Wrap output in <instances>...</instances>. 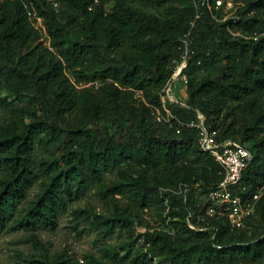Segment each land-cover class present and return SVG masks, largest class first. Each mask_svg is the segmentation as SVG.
<instances>
[{
    "label": "trees",
    "instance_id": "16d2710c",
    "mask_svg": "<svg viewBox=\"0 0 264 264\" xmlns=\"http://www.w3.org/2000/svg\"><path fill=\"white\" fill-rule=\"evenodd\" d=\"M54 1L57 7L0 0V234L21 228L41 244L36 232L55 229L94 186L114 211L73 215L103 235L127 231L126 254L115 246V258L264 264V0H235L226 19L216 0ZM185 36L187 98L166 101L177 117L171 124L155 112H164L163 88L182 60ZM199 113L218 140L253 152L234 192H263L243 227L209 215L208 201L191 196L199 190L207 197L223 178L198 130L181 125ZM36 183L41 189L28 199ZM118 195L130 203L119 204ZM144 209L155 210L160 226L139 232ZM22 261L73 264L48 254Z\"/></svg>",
    "mask_w": 264,
    "mask_h": 264
},
{
    "label": "rangeland",
    "instance_id": "374dc122",
    "mask_svg": "<svg viewBox=\"0 0 264 264\" xmlns=\"http://www.w3.org/2000/svg\"><path fill=\"white\" fill-rule=\"evenodd\" d=\"M140 7V5H138ZM150 13L160 15L163 9L144 8ZM225 19L232 16L233 12L224 10ZM229 12V13H228ZM184 87L186 85L183 79L176 80V87ZM179 100H184L183 96L176 94ZM114 177V174H109ZM41 189V184L36 183L28 191V199L34 198ZM200 202H206L207 198L196 190L191 195ZM119 204L127 205L130 199L125 196L118 195ZM129 202V203H128ZM87 210L94 216L101 214L108 217L114 211L113 205L106 204L97 194L94 186L86 189L78 198L72 202L69 207L64 210L55 229H39L37 237L41 244H37L31 239L29 232L25 229L17 228L6 230L0 234V264H20L24 258L34 256L37 259L42 258L45 254L50 257L61 259L68 256L73 264H144L134 259V254L126 258H115L111 249L118 247L120 255L126 254V250L122 249L127 240V231L116 228L110 235L100 233L97 225H91V222L85 218L77 219L73 215L74 211ZM140 220L136 222L139 232H145L148 224L152 226H160L154 209L139 210Z\"/></svg>",
    "mask_w": 264,
    "mask_h": 264
},
{
    "label": "built area",
    "instance_id": "2783aa9c",
    "mask_svg": "<svg viewBox=\"0 0 264 264\" xmlns=\"http://www.w3.org/2000/svg\"><path fill=\"white\" fill-rule=\"evenodd\" d=\"M55 7L59 5L58 2L51 0ZM235 0H216V7L223 6L226 11L232 12L236 8ZM28 10V14L33 20L34 25L46 32V27L43 18L37 14L35 9L30 8L29 4H25ZM198 16V15H197ZM185 52L181 62L174 69L172 78L163 88V108L164 112L159 109L156 110V119L161 121L165 120L172 124L173 119H177L176 115L167 107L166 101L168 99L172 101H178L184 103L181 99L176 97V91L174 89V83L176 80L183 79L187 82V75L182 71L187 66L188 56V40L184 38ZM187 125L189 127L196 128L200 136L201 147L210 152L222 167L223 178L216 188L211 190L208 194L207 201V213L209 215H222L228 217L230 222L235 227H243L245 219L254 213L256 200L259 199L262 192L253 195V198H243L241 195L234 192V187L241 181L244 170L248 167L253 159V152L244 145H241L233 140H218L216 137V131L210 130L206 125L203 115L199 113L197 120H191L188 122H182L181 125ZM178 128V132H180Z\"/></svg>",
    "mask_w": 264,
    "mask_h": 264
},
{
    "label": "crops",
    "instance_id": "0c3cea01",
    "mask_svg": "<svg viewBox=\"0 0 264 264\" xmlns=\"http://www.w3.org/2000/svg\"><path fill=\"white\" fill-rule=\"evenodd\" d=\"M176 94H180L181 96H183V98H184V100H182L183 102L187 98V92H186V89L184 87H180V86L177 85Z\"/></svg>",
    "mask_w": 264,
    "mask_h": 264
}]
</instances>
